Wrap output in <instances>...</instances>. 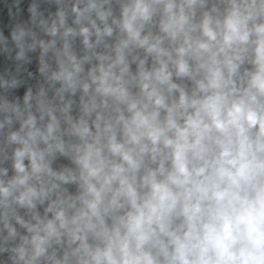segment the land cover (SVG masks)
<instances>
[{
	"label": "clouds",
	"instance_id": "clouds-1",
	"mask_svg": "<svg viewBox=\"0 0 264 264\" xmlns=\"http://www.w3.org/2000/svg\"><path fill=\"white\" fill-rule=\"evenodd\" d=\"M0 264H264V0H0Z\"/></svg>",
	"mask_w": 264,
	"mask_h": 264
}]
</instances>
